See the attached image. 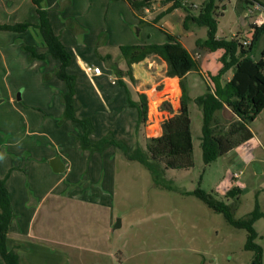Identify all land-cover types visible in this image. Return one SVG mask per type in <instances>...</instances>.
<instances>
[{"label":"rangeland","instance_id":"374dc122","mask_svg":"<svg viewBox=\"0 0 264 264\" xmlns=\"http://www.w3.org/2000/svg\"><path fill=\"white\" fill-rule=\"evenodd\" d=\"M189 1L198 5V8H191L192 13L197 15L205 0ZM150 2V12L144 13L145 17L148 16L147 20L141 19L144 23L126 0H74L72 8L66 10L77 22L87 26L86 40L95 44H111L109 50L118 51L120 57L121 51L115 45H162L169 42L167 34L170 32L197 57L196 41L207 39L208 29L195 26V29L193 27L186 31L183 21L188 13L183 8L174 11L172 16L166 15L154 22L155 19L149 14L158 13L159 9L168 5H163L159 0ZM222 6L226 8L219 17L218 36L231 40L236 34L240 41L251 40L249 20L238 9L239 0H225ZM55 16L53 14V18ZM190 25L194 26L193 23ZM98 31L103 32L97 37ZM83 33H79L80 39ZM2 44L0 40L2 50H5ZM263 47L264 36L254 47L253 58L258 60ZM3 54L7 60L1 58L0 52V137L12 138V147H1L0 153L12 151L14 155H10L11 159L7 162H23L21 170L28 173L31 183L30 189L25 191L26 199L29 205L32 203L29 207L34 209L42 193L52 186L47 180L36 187L43 173L50 171L42 167V160L49 157L48 165L52 167L50 160L57 158L59 151L63 150L66 164L73 169V173L65 185L44 201V205L59 207L57 225L60 228L56 230L59 231L58 238L73 244L64 247L65 254L71 258L70 264H253L255 253L245 248L248 232L233 227L225 215L209 208L194 195L197 190L224 202L236 220L245 219L259 205L262 218L255 223L258 233L256 242L262 246L264 264V172L259 174L256 168L260 166L264 169L263 149L253 142L243 144L236 148L235 153L206 164L202 150L203 113L192 101L189 108L194 146L193 167L173 170L165 169L164 164H160L156 177H153L142 164L129 161L113 146L107 148V152L104 150L105 154L85 150L81 142L84 136L82 127L64 121L59 115L56 87L52 83L45 87V82H37L40 73L49 71L42 70L39 65L38 68L26 65L27 54L24 52L22 55L18 53L17 58L10 57L8 51H3ZM156 59L157 68L150 74L149 84L140 86L129 78L125 80L134 100L138 101V95L142 93L147 96L148 121L140 127L137 126V111L131 109L128 103L125 109L121 97L118 98L116 113L110 110L107 113L100 107L101 102L89 86L79 84L78 89L88 94V100L80 97V105L85 104V109L78 105L77 117L92 118L95 126L94 133L90 135L92 140L99 141L109 134L108 138L113 136L127 142L128 152L133 153L135 150L144 151L148 139L162 134V123L170 117L169 108L173 110V105L178 106V101L172 92L174 85L171 86L169 80L161 82L167 75L161 60ZM43 67L47 69V66ZM122 67L124 71L128 70L127 65ZM206 73L207 81L197 73H192L185 81L191 100L214 87L210 79L212 75ZM62 85L66 86L65 83ZM138 88L142 93L136 92ZM11 92L17 100L18 111L9 105ZM117 116L126 126L108 127L116 123ZM34 117L38 118L37 127ZM219 117L224 122L228 116L220 114ZM29 119H32L31 124H28ZM105 123L109 124L105 126L107 132ZM251 127L264 143L261 136L264 115ZM26 161L28 166L25 165ZM0 162H5L4 155L0 156ZM239 163H244V166L241 167ZM0 168L3 170L5 166L0 165ZM236 171L243 172L240 178L241 194L227 196L237 186L234 180ZM7 178L9 174L4 179ZM69 183H77V190L70 195L57 197ZM45 207L37 219V225L46 218L48 221L54 220L53 214L46 213ZM56 230L54 228L49 232L45 229L44 233L52 238L57 236ZM36 247L38 250L32 257V263H56L50 257L55 253L49 250L50 244L41 242Z\"/></svg>","mask_w":264,"mask_h":264},{"label":"trees","instance_id":"16d2710c","mask_svg":"<svg viewBox=\"0 0 264 264\" xmlns=\"http://www.w3.org/2000/svg\"><path fill=\"white\" fill-rule=\"evenodd\" d=\"M126 1L140 20L145 17V10L152 5L150 0ZM160 1L163 5L172 2V0ZM224 1L205 0L201 4L197 15L192 13L191 5L187 6L183 4V1H175L165 13L183 8L188 13L184 21L186 31L191 29V23L194 26L208 29L207 39L196 41L197 48L210 53L223 51L220 58L222 68L216 75L210 76L214 88L208 89L204 95L194 100H191L186 89L185 78L192 72L199 73L201 71L200 62L176 36L171 33L167 34L169 42L162 45H130L120 48L128 70L123 71L118 66H114L113 70L119 79L120 86L125 88L128 94L129 107L137 111L138 127L148 121L147 96L146 94H140L138 95L139 100H134L124 82L125 77H128L132 82H136L133 75L135 64L141 63L151 56L160 57L167 64V77L179 78L183 92L181 110L173 115L172 109L169 108L170 114L173 116L162 123V134L159 137L148 139L144 151L135 150L133 153L128 152L127 142L123 139H115L113 136L108 138L109 134L99 141L92 140L90 135L94 133L95 127L92 119L77 117V80L76 76L68 72L73 56L56 35L48 12L43 9L44 0H33L39 18L38 25L31 23L0 25V30L25 33L33 26L40 30L46 43L47 52L44 54L38 53L36 48L30 46L25 47V49L30 53L32 59L45 60L50 55L61 62L60 68L56 71V76L67 84V92L62 98L65 104L63 120H69L82 127L84 136L81 142L85 150L103 152L108 147L113 146L122 152L129 161L142 164L151 172L153 177H156V171L160 164H164L165 169L173 170L189 169L194 165V146L189 108L192 101L201 108L203 113L202 150L206 164L228 155L239 146L249 143L254 137L249 126L264 111V62L262 60L255 61L252 52L264 36V24L260 27H254L252 43L249 47H245L238 39H220L217 35L219 17L223 15V10L226 8L225 6L221 7ZM254 3L263 5L258 0H239L238 9L246 11ZM162 16H159L154 22H158ZM141 22L144 23L142 20ZM229 72L233 73L230 80L226 78ZM220 114H227L228 117L224 122L220 119ZM240 194L241 189L236 187L227 196L235 197ZM194 195L212 210L225 215L227 221L233 227L245 229L248 232L245 248L255 253L253 264H263V249L256 242L258 233L255 230V223L262 218L259 205L257 204L255 210L245 219L236 220L232 217L229 207L224 202L216 200L212 195L201 190L195 191ZM12 219L13 211L6 179L0 178V258L5 264H21L20 255L15 250L9 249L7 244Z\"/></svg>","mask_w":264,"mask_h":264},{"label":"crops","instance_id":"0c3cea01","mask_svg":"<svg viewBox=\"0 0 264 264\" xmlns=\"http://www.w3.org/2000/svg\"><path fill=\"white\" fill-rule=\"evenodd\" d=\"M258 1L263 4L262 7L264 8V2H263L264 0H258ZM73 2L74 0H44L43 9L48 12L49 18L51 20V23H52V26H53V29L56 35L60 38V40L64 43V45L72 53L73 61L70 67L68 68V72L69 74L76 76V80H77L76 105L77 107L78 105H80L81 103L80 97L88 100V94L83 93L81 92V90L78 89L79 84H82V85L86 84L87 86H89L91 92L94 93V95L98 97L99 101L101 102L100 107L104 108L106 112L107 110H110L112 111L111 113L115 114L117 111L116 107H117L118 98L120 97L122 98L123 106L125 109L127 108L128 94L125 88L123 87L121 89L119 88L120 86V83H118L119 79L115 75L113 67L118 66L119 69L123 70L122 66L125 67L127 64L124 61V59L120 57L119 54H117L118 51L111 52L109 50L111 44L110 45L109 44H95L93 42H90L89 40H86V38H84L86 30H87V26L84 27L79 22H77L76 18L74 16H71L72 14H69L68 10H66V9H69V7L72 8ZM189 3L193 4V2L191 3L190 1ZM194 4L197 5L196 3ZM167 5H168L167 8L159 9L158 13H152L149 15L152 16L153 20L157 19L159 16H162L163 13H166L172 4H167ZM174 11H177V10H174ZM174 11L171 13L165 14L158 21L162 20L166 15L172 16ZM55 12L58 13L60 16L57 15ZM241 12L243 13L244 18H245L246 11L242 9ZM53 14L56 15L54 18H53ZM154 15L155 17H153ZM147 17L148 16L143 17L142 19L146 21ZM59 19L61 21H59ZM246 19L249 20V24H250V30L248 32L252 34L254 27L256 26L260 27L264 24V11L256 13L253 17L246 18ZM21 23H31L33 25H38L39 18L36 13V6L33 0H0V25H17ZM193 27L194 29L196 28L195 26H191L190 28H193ZM240 28L242 29L243 27L240 26ZM102 32L103 31H98L95 36L98 37ZM79 33H83L82 39L78 37ZM124 34L127 36L130 35V33H124ZM219 38L222 39L221 37ZM232 39H238V36H236V34H233ZM0 40L2 41L3 43L2 45L5 49V50H2V46L0 45L1 58H3V60H7L6 59L7 56L3 54V51L10 52V57H15V58L18 57V53L22 55V52H24L27 54V56L25 57L26 65H30L33 68H38L37 65H39V67H41L42 70L49 71L48 73H45V72L40 73V79L36 81L37 82L40 81V83L45 82L44 83L45 87L49 83H52L53 86L56 87V92L59 93L57 96V98H59V101H58L59 102V115L61 119H63L64 112H65V104L62 98H63V95L67 92V84L61 81L56 76V71L60 68L61 62L53 58L50 55H48L45 60L32 59L30 53L25 49V47L30 46V47L36 48L38 53L44 54L47 52L46 43L40 33V30L36 26L29 28L25 33H15V32L0 30ZM133 45H137V44H133ZM146 45H150V44H146ZM122 46H130V45H126V44L115 45V47L119 51ZM195 53L197 55L196 59L199 60L200 67H201V71L197 74L200 75L202 79L204 78V81H207L206 75L208 73L206 72H210V75L213 76V75H216L217 72L222 68V63L220 62V58L223 55L222 50L210 53V52L198 49ZM263 54H264V47L261 50L260 57L258 58V60H256L255 58L253 59L255 61H261ZM109 56L111 57L110 59L108 58ZM156 58L161 60V62L163 63V68H165V73L167 72V64L160 57L151 56L147 58L145 61L135 64L133 66V75L135 77L136 82L139 83L138 85L143 86L144 84H149L148 82L149 76L150 74L154 73L157 68L155 67V65H157ZM85 64L100 67L102 69V74L98 76L89 77L84 72V69H83V66ZM43 66H47L48 70L46 69V67H43ZM192 73H196V72H192ZM192 73L186 76L185 81L188 80L189 76ZM232 75L233 73L229 72L226 75V78L230 80L232 78ZM126 78L128 77L124 78V82L128 86V89L132 96V91L130 89V86L125 81ZM50 79L52 80V82L49 81ZM58 80L59 82L65 83L66 86L62 85V83H59ZM167 80H169V82L171 83L170 84L171 86L175 84L174 85L175 89L179 90V94H178L176 93L175 90H173L174 88L172 87V92L175 94L174 98L175 100L178 101V106L173 105L172 107L174 110V111L172 110L173 115H175L179 113L181 110V98L183 94L182 88L180 85L181 80L179 78H169L165 76L161 80V82L166 83ZM114 81L116 83H114ZM122 90L124 91V93ZM147 91L148 90H146L145 92ZM136 92L142 93V91H140L139 88L136 89ZM142 94H146V93H142ZM196 98L197 97H194L193 100ZM2 101L4 102L5 100L2 99ZM16 103H17V100L14 96V93L11 92L9 94V105H12L13 108L17 110ZM80 106L81 108L85 109V104L82 103ZM34 113H36V109ZM173 115L170 114V117ZM263 115H264V111L258 118L260 117L262 118ZM257 119L253 123H256ZM120 120L121 118L117 116L116 123L114 122L112 125L108 127H125L126 124L121 123ZM31 121L32 119H29L28 122L30 123L28 124H31ZM34 121L36 124L35 127H37L38 118L34 117ZM66 122L69 123L70 121L66 120ZM107 125L109 124L105 123L104 127ZM251 125L249 126V128L254 137L249 143L252 144L253 142L255 145L259 146L261 149L264 150L263 140L260 139L259 134H257V132H255L252 129ZM105 129L107 132L108 128L105 127ZM121 129L122 128H120V130ZM4 133H7V132H4ZM261 136L264 137V130H262ZM11 142H12V138H8V136L0 137V148L2 147L3 149H5V147H12ZM34 145H36V143ZM36 147H38V145H36ZM105 151L99 152V154H105ZM107 151H109V149ZM62 152L63 150L61 152L59 151L58 156H57V158L59 157L61 159L65 167V170L61 173L54 172L52 170V167L48 165L49 157L47 158L45 157L43 158L44 160H42L43 162L41 161L43 163L41 164L42 167H45L47 169L49 168L50 171L47 170L45 173H43L42 180L40 181L39 184H36V187L41 186L42 183L46 182L47 180L51 182L50 184H52V186L49 191L42 193L43 194L42 197L40 198V200H38L40 202L36 204L34 209H31L29 207L32 203L29 205V202L26 199L25 191L30 189L31 183H30V176L28 175V173L27 172L24 173V171L21 170L22 167L24 166L23 162H20L19 164L15 162L13 163L7 162L8 159H11L10 155H14L12 154V151L11 152L2 151V153H0V156L4 155V159H5V162H0V165L5 166L3 170L0 168V178H5L9 174V178L6 179V185L10 193L11 206H12V211H13V219H12V222L9 228L7 244H8L9 249L15 250L20 255L21 264H35V263H32L31 260L33 259L32 257L34 256L35 253H37V250H38L36 247V244L41 243V242L50 244L51 248L49 250L55 251V253L50 256L56 262L55 264H70L69 260H71V258L69 255L65 254L64 247L66 246L70 247L73 244L71 243L72 245H70L68 243L69 241L66 242L63 239L58 238L59 231L56 230L60 228L57 225V215L59 212L58 211L59 207L56 208V207H53V205L45 207L44 205L45 203L44 201L50 195L54 194L61 186L65 185L66 182L70 180V177L73 173V169L66 164L67 160ZM84 152H87V151H84ZM235 152H236V149L232 151L230 154H233ZM51 161L52 159L50 160V162ZM3 163H6V165ZM241 164L239 163L241 167L244 166L243 165L244 163L242 165ZM25 165L28 166L27 161ZM17 167L19 168V170ZM256 167H257V171L259 172V174H262L264 172L263 167H260V166H256ZM67 186L68 187H65L62 190V192L58 193L56 196L57 197L60 196L61 198L63 195H70L71 193L77 190L76 189L77 183H69ZM43 207L47 209L46 213L49 214L51 212V214H53L54 220L48 221V218H46L45 220L40 221V223L37 225V219L40 216ZM54 228L56 230L57 236H54V237L52 236V238H50V236L47 237L46 234L44 233L45 229L51 232ZM66 260L67 262H65ZM0 264H5L1 258H0Z\"/></svg>","mask_w":264,"mask_h":264},{"label":"built area","instance_id":"2783aa9c","mask_svg":"<svg viewBox=\"0 0 264 264\" xmlns=\"http://www.w3.org/2000/svg\"><path fill=\"white\" fill-rule=\"evenodd\" d=\"M175 1H183V4H190L188 0H172L171 3L169 4H173ZM193 8H198V5L195 4H190ZM150 8H147L145 11L146 12H150L149 10ZM261 11H264V8L262 7L261 4L259 3H254L253 5L249 6L248 9L246 10L245 13V18H251L253 17L256 13H259ZM251 40H244L241 41V43L245 46V47H249L251 45ZM262 61L264 62V54L262 56ZM84 72L89 76V77H93V76H98L102 74V69L100 67L97 66H93V65H89V64H85L83 66ZM114 83H116L114 81ZM243 175L242 171H236L234 173V180L236 182V187L240 188L242 185L240 183V178Z\"/></svg>","mask_w":264,"mask_h":264},{"label":"water","instance_id":"95a60500","mask_svg":"<svg viewBox=\"0 0 264 264\" xmlns=\"http://www.w3.org/2000/svg\"><path fill=\"white\" fill-rule=\"evenodd\" d=\"M51 165L54 169V171L56 173H61L65 170V167L61 161V159L58 157V158H55L51 161ZM257 168V167H256ZM258 172V171H257ZM259 173V172H258Z\"/></svg>","mask_w":264,"mask_h":264},{"label":"bare ground","instance_id":"6f19581e","mask_svg":"<svg viewBox=\"0 0 264 264\" xmlns=\"http://www.w3.org/2000/svg\"><path fill=\"white\" fill-rule=\"evenodd\" d=\"M175 83V82H174ZM175 85V84H174ZM176 91V93H179V90L178 89H174Z\"/></svg>","mask_w":264,"mask_h":264}]
</instances>
